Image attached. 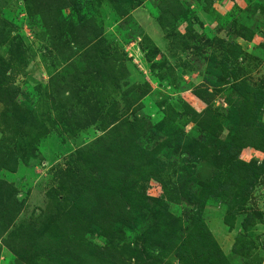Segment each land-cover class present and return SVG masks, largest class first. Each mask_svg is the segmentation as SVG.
<instances>
[{
	"label": "rangeland",
	"instance_id": "obj_1",
	"mask_svg": "<svg viewBox=\"0 0 264 264\" xmlns=\"http://www.w3.org/2000/svg\"><path fill=\"white\" fill-rule=\"evenodd\" d=\"M256 90L264 0H0V264H58L45 238L91 180L141 197L132 228L81 239L97 264H189L198 217L202 264H264V103L258 130L238 120Z\"/></svg>",
	"mask_w": 264,
	"mask_h": 264
},
{
	"label": "trees",
	"instance_id": "obj_2",
	"mask_svg": "<svg viewBox=\"0 0 264 264\" xmlns=\"http://www.w3.org/2000/svg\"><path fill=\"white\" fill-rule=\"evenodd\" d=\"M55 1L56 0H43V3ZM237 89L239 90V88ZM242 91H245V89ZM196 96L201 98L205 103H208V99H206V101L203 96H200V94L197 93ZM207 96L210 101L212 96L209 94ZM263 103L264 92L256 90L255 102L251 104L248 102L242 106V110L240 111L241 116L238 120L247 124V127L251 131H254L255 129L258 130L257 119ZM207 109L210 110V108ZM193 113L194 116L200 115V113L195 112V110ZM208 128H211V126H205V130H208ZM222 128V125L218 126L213 124L212 129L208 131L209 138H207L206 141L212 146H215L214 152L220 151L222 145L226 144L224 141L213 135L214 131L217 133L219 130H222ZM246 131H248L247 128ZM262 150H264V147ZM191 156L192 155L189 154V158L193 157ZM142 158V152L134 156L132 161V165L134 166L132 169L138 170L140 168ZM2 167L10 172H16V169L14 168L9 169L5 165ZM121 183L122 182H118L117 180L111 181L110 183L107 181L96 182L95 180H91V182L85 186L82 192L78 195V198L74 200L70 209L62 218L55 222L53 226L55 237L50 238V240L45 238L46 246L50 245L51 247V254L54 261L56 260V255H62L63 259L58 262V264H97V257L92 255L91 247L84 245L81 239L90 233H100L104 238L112 239V236L117 234L120 227H133V221L140 212V206H138V199L140 196L138 197V194H134L132 191H126L123 186L120 185ZM2 186L5 189H3ZM9 188L14 190L15 195V187L4 180H0V193L5 190L8 191ZM3 195V193L0 195V210L3 209L2 206H4L1 205V198L4 197ZM10 204L9 201L7 206ZM234 219V216H227L225 222L232 226ZM163 231L164 230H162L161 227L160 232ZM164 232V235L158 241L159 244L162 243V240L169 241L173 239L170 238L169 233L173 232L172 227L166 229ZM59 233L61 234V237H58ZM158 234V232L154 233L156 237ZM120 235L119 237H122ZM144 235L145 234L142 233V236ZM146 235L149 236L147 233ZM116 236H118V234ZM147 240L145 241V244ZM182 247L185 252V259L189 264H202L205 261L209 262L208 260L214 259L218 254L214 251L219 249L212 233H210L206 223L201 217H198V222L195 225V232L191 233V237L182 244ZM175 248H177V243L173 245V249ZM125 249L130 257L135 259L138 257L137 247L133 248L128 245L125 246ZM13 251L19 259L22 258L27 261L28 264H31L26 258L28 254L26 255L25 251L20 249H13ZM192 255L196 258L192 259ZM99 261L103 264V258L99 259Z\"/></svg>",
	"mask_w": 264,
	"mask_h": 264
}]
</instances>
